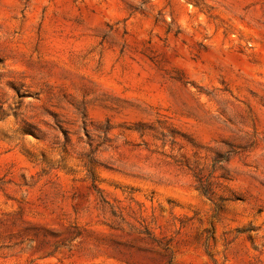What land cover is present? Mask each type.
<instances>
[{"label": "rangeland", "instance_id": "374dc122", "mask_svg": "<svg viewBox=\"0 0 264 264\" xmlns=\"http://www.w3.org/2000/svg\"><path fill=\"white\" fill-rule=\"evenodd\" d=\"M0 264H264V0H0Z\"/></svg>", "mask_w": 264, "mask_h": 264}]
</instances>
